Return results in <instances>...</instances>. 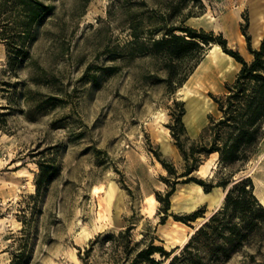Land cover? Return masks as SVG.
Masks as SVG:
<instances>
[{
  "label": "rangeland",
  "instance_id": "rangeland-1",
  "mask_svg": "<svg viewBox=\"0 0 264 264\" xmlns=\"http://www.w3.org/2000/svg\"><path fill=\"white\" fill-rule=\"evenodd\" d=\"M45 2L53 9L24 35V58L10 61L0 42V264H127L150 244L163 249L153 256L162 262L172 255L163 226L189 238L223 204L200 206L204 215L190 224L175 220L190 214L171 207L188 176L208 185L249 178L264 198L263 136L246 163L201 156L166 204L174 179L166 167L185 170L171 114L184 111L182 139L197 142L221 117L215 98L241 65L202 80L212 43L177 57L152 46L170 25H184L221 35L251 61L264 39L263 29L254 44L252 27L264 0ZM40 162L47 175L36 193ZM225 264H264V240L236 248Z\"/></svg>",
  "mask_w": 264,
  "mask_h": 264
},
{
  "label": "trees",
  "instance_id": "trees-1",
  "mask_svg": "<svg viewBox=\"0 0 264 264\" xmlns=\"http://www.w3.org/2000/svg\"><path fill=\"white\" fill-rule=\"evenodd\" d=\"M52 9L53 5L45 0H0V42L6 45L10 61L26 56L22 47L24 35H33ZM211 43L222 46L241 68L234 82L227 85V94L215 98L221 117L210 119L209 126L197 142L186 147L187 138L182 139L185 129L181 117L184 111L171 114L170 129L183 157L185 170L177 175L172 167H166L174 178L172 189L166 194L167 205L175 186L180 183L179 178L196 170L201 156L217 153L220 162L225 165L246 163L257 152L264 136V39L259 48L250 49L253 55L251 61L245 60L238 52L227 50L226 40L221 35L212 38V33L203 30L198 33L184 25H170L162 36L152 41V46L167 56L177 57L191 50L201 51L205 44ZM38 167L36 193L40 192L41 183L47 175L45 164L40 162ZM190 182L201 185L205 193L215 187L223 189L222 207L201 223L182 246L167 251L173 256H166L162 262L155 260L154 254H166L162 248L150 244L127 264H225L236 248L256 239L264 240V206L254 196L249 178L235 180L230 176L214 185L192 176L181 180L183 184ZM204 213L205 210L199 209L175 220L190 224Z\"/></svg>",
  "mask_w": 264,
  "mask_h": 264
},
{
  "label": "bare ground",
  "instance_id": "bare-ground-1",
  "mask_svg": "<svg viewBox=\"0 0 264 264\" xmlns=\"http://www.w3.org/2000/svg\"><path fill=\"white\" fill-rule=\"evenodd\" d=\"M191 19H198V18H191ZM199 19H200V17H199ZM263 22H264V18H262L260 15H258V17H255L252 20V27L254 29V38H253L254 44L259 43V41L262 38L261 32L264 29V28H262ZM206 56H207V63L201 69L202 74L200 75V78H202V80L208 79L215 72H220L222 75L225 76L231 70V67L229 64L232 65L234 58L232 56H230L229 54L225 53L221 49L219 44L213 43L209 47ZM238 67H239V65H238ZM179 93H181V91ZM194 111H195V108L190 107V112L194 113ZM202 111H203V109H202ZM198 115H197V117H198ZM200 120H202V119H200ZM186 121L189 123L191 128L194 126V125H191V121L189 122L188 119H186ZM198 122H200V121H198ZM22 175L24 176L23 173H22ZM187 184L188 185L183 186L181 189H179L176 193H174L172 195L171 207L176 212L191 213V212H194L195 210H197V208H199L200 206H202L204 204H207L209 209L216 208L221 203V201L224 197V194H225L224 191H222V189L220 187H215V188H213V190L211 192L205 193L203 191L201 185H199L195 182H190ZM31 188L33 189L32 185H31ZM260 202L264 205V198H261ZM200 218L201 217H198L197 219H200ZM162 231H163L164 235L167 236V243L165 244L166 250H171V249L175 248L176 246L183 244L184 242H186V240L188 238L187 236H185L184 231L174 229L171 226H167V227L163 226Z\"/></svg>",
  "mask_w": 264,
  "mask_h": 264
}]
</instances>
